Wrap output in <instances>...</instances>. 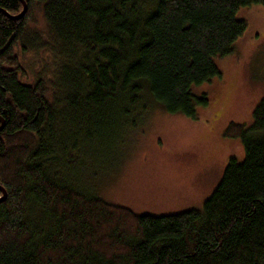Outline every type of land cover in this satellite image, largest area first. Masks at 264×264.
<instances>
[{"label":"trees","instance_id":"1","mask_svg":"<svg viewBox=\"0 0 264 264\" xmlns=\"http://www.w3.org/2000/svg\"><path fill=\"white\" fill-rule=\"evenodd\" d=\"M25 1L0 9V264H264V98L225 129L245 156L202 209L140 215L76 178L114 168L154 108L197 119L193 86L222 77L238 11L264 0Z\"/></svg>","mask_w":264,"mask_h":264},{"label":"rangeland","instance_id":"2","mask_svg":"<svg viewBox=\"0 0 264 264\" xmlns=\"http://www.w3.org/2000/svg\"><path fill=\"white\" fill-rule=\"evenodd\" d=\"M237 18L247 22V31L232 55L215 59L222 77L193 86L196 96L210 98L198 118L152 109L119 146L117 165L96 175L90 166L80 169L78 186L140 215L203 208L230 158L245 156L241 140L225 137V129L231 122L249 127L264 98V6H245Z\"/></svg>","mask_w":264,"mask_h":264},{"label":"water","instance_id":"3","mask_svg":"<svg viewBox=\"0 0 264 264\" xmlns=\"http://www.w3.org/2000/svg\"><path fill=\"white\" fill-rule=\"evenodd\" d=\"M20 1L22 2L23 6H24V9L22 10V12L19 15H10L6 10H4L2 8H0V9L10 18H13V19H16V20L21 19L22 16L28 11V5L26 4L25 0H20ZM0 119L2 121V125L0 126V131H1V129L4 127L5 122H4V120L2 118H0ZM0 190L3 193V196L0 197V201H3V200L6 199V197H4L6 195V190L3 187H1V186H0Z\"/></svg>","mask_w":264,"mask_h":264},{"label":"flooded vegetation","instance_id":"4","mask_svg":"<svg viewBox=\"0 0 264 264\" xmlns=\"http://www.w3.org/2000/svg\"><path fill=\"white\" fill-rule=\"evenodd\" d=\"M1 121V120H0ZM2 122V121H1ZM2 124V123H1Z\"/></svg>","mask_w":264,"mask_h":264},{"label":"bare ground","instance_id":"5","mask_svg":"<svg viewBox=\"0 0 264 264\" xmlns=\"http://www.w3.org/2000/svg\"><path fill=\"white\" fill-rule=\"evenodd\" d=\"M2 197V196H1Z\"/></svg>","mask_w":264,"mask_h":264}]
</instances>
